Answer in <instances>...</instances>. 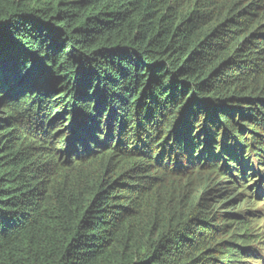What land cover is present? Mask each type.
<instances>
[{
	"label": "trees",
	"instance_id": "1",
	"mask_svg": "<svg viewBox=\"0 0 264 264\" xmlns=\"http://www.w3.org/2000/svg\"><path fill=\"white\" fill-rule=\"evenodd\" d=\"M247 167L264 0H0V264H231Z\"/></svg>",
	"mask_w": 264,
	"mask_h": 264
},
{
	"label": "rangeland",
	"instance_id": "2",
	"mask_svg": "<svg viewBox=\"0 0 264 264\" xmlns=\"http://www.w3.org/2000/svg\"><path fill=\"white\" fill-rule=\"evenodd\" d=\"M249 170L247 167L246 173L250 177L247 180H254L251 184L255 185L252 198H249L253 202H248L239 209L241 217L235 226H230L232 236L228 241L232 244L226 251L230 254L231 264H264V170L263 173L257 171L253 174ZM257 191L261 194L260 197L256 195ZM254 196L257 198L254 199Z\"/></svg>",
	"mask_w": 264,
	"mask_h": 264
}]
</instances>
